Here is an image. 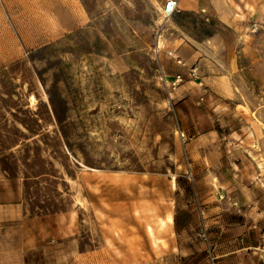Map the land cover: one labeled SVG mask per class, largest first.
<instances>
[{
  "label": "rangeland",
  "instance_id": "1",
  "mask_svg": "<svg viewBox=\"0 0 264 264\" xmlns=\"http://www.w3.org/2000/svg\"><path fill=\"white\" fill-rule=\"evenodd\" d=\"M72 1L89 20L58 32ZM236 11L190 47L154 0H0V175L27 214L70 215L96 249L59 264H176L189 170L194 187L237 179L264 211V0Z\"/></svg>",
  "mask_w": 264,
  "mask_h": 264
},
{
  "label": "crops",
  "instance_id": "2",
  "mask_svg": "<svg viewBox=\"0 0 264 264\" xmlns=\"http://www.w3.org/2000/svg\"><path fill=\"white\" fill-rule=\"evenodd\" d=\"M154 1L162 8L163 0ZM176 1L178 10L169 17L170 28L177 35L175 41L190 47L219 36L215 26L232 27L236 8L258 10L262 5V0ZM61 4L65 9L55 14L58 32L72 31L89 20L74 1V8ZM175 183L170 226L178 240L176 264H209L210 251L216 264H260L264 211L249 188H242L237 179L220 190L210 185L194 187L187 179ZM21 190L17 177L0 175V264H59L60 256L87 258L91 256L87 253L96 251L79 250L77 226L70 215L27 214ZM200 214L207 227L206 241L200 236Z\"/></svg>",
  "mask_w": 264,
  "mask_h": 264
},
{
  "label": "built area",
  "instance_id": "3",
  "mask_svg": "<svg viewBox=\"0 0 264 264\" xmlns=\"http://www.w3.org/2000/svg\"><path fill=\"white\" fill-rule=\"evenodd\" d=\"M162 13L164 15V17L169 18L175 11L178 10V2L176 0H163V4H162ZM181 60H177V63L180 64ZM194 69L190 71V75H194ZM183 80V76L179 73L175 74L172 78V80H170V84L172 85V87H175L176 85H178L181 81ZM177 134L178 137L184 141L186 139V134L183 130H181L180 128L177 129ZM186 179L188 181H193V173L192 171H187L186 172ZM200 229H201V233L200 236L202 237L203 240H207L206 239V230L207 227L203 222H200ZM208 260H209V264H216V256L210 251L209 255H208Z\"/></svg>",
  "mask_w": 264,
  "mask_h": 264
},
{
  "label": "bare ground",
  "instance_id": "4",
  "mask_svg": "<svg viewBox=\"0 0 264 264\" xmlns=\"http://www.w3.org/2000/svg\"><path fill=\"white\" fill-rule=\"evenodd\" d=\"M159 49V48H158Z\"/></svg>",
  "mask_w": 264,
  "mask_h": 264
}]
</instances>
